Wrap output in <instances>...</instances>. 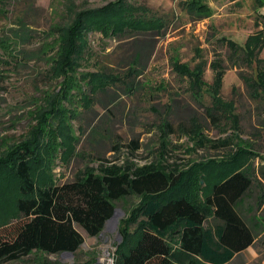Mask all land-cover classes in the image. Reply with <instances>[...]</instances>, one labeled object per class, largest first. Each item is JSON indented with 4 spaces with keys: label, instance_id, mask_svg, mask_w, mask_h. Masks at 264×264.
<instances>
[{
    "label": "rangeland",
    "instance_id": "obj_1",
    "mask_svg": "<svg viewBox=\"0 0 264 264\" xmlns=\"http://www.w3.org/2000/svg\"><path fill=\"white\" fill-rule=\"evenodd\" d=\"M0 1L7 11L0 18V39L12 40L15 50L10 59L0 45V157L16 145L38 139L32 144L35 158L29 162L33 183L41 188L67 184L86 166L96 168L100 161L111 159L114 145L134 139L140 144L135 161L143 164L144 157L160 161L157 126L163 121L174 128L184 126L185 131L168 136L171 151L167 158L169 163H179L184 171H192L198 192L206 193L217 175V166L224 161L238 159L237 168L253 179L241 211L257 237L231 264H264V100L254 99L249 93L254 66L232 63L229 48L221 40L230 39L243 46L248 35L264 32V6L259 5L264 0H126L134 7L145 8L146 13L135 12L133 17L157 20L154 29L160 33L134 37H119L117 32L109 37L90 33L91 58L86 56L87 63L82 62L78 72L67 75L65 83L71 87L65 99L62 79L47 77L49 65L43 57V48L53 41L46 34L63 18L65 0ZM72 1L98 8L114 0ZM195 1L206 6L208 17L199 20L202 14L195 7L190 8L192 14L188 13ZM21 21L26 31H19ZM47 52L48 56L53 53ZM135 58L141 74L134 78L131 94L124 90V79L123 84L112 85L106 93H97L95 102L84 101L90 92L89 85L81 80L82 73L101 70L122 75ZM259 59L264 67V48ZM211 64L219 65L221 79ZM218 86L221 89L216 94ZM53 92L58 94V107L65 110L66 118L62 111L55 123L43 128V114L50 117L43 108V98ZM214 106L224 108L218 124L207 116V110L212 111ZM229 114L235 116L236 124ZM189 129L211 141L230 137L234 145L227 150L208 145L197 148L189 140ZM117 155L123 158L126 153ZM207 161H212L208 167L199 166ZM18 184L14 171L0 168V222L17 216ZM141 201L131 195L117 202V220L112 225L107 222L97 237H89L78 228L83 243L72 255L37 252L2 264H98L101 257L105 264H115L119 254L139 236Z\"/></svg>",
    "mask_w": 264,
    "mask_h": 264
},
{
    "label": "trees",
    "instance_id": "obj_2",
    "mask_svg": "<svg viewBox=\"0 0 264 264\" xmlns=\"http://www.w3.org/2000/svg\"><path fill=\"white\" fill-rule=\"evenodd\" d=\"M259 5L264 4L260 1ZM190 6L189 14H192L190 8L195 7L202 14L198 15L199 20L208 17L205 5L195 1ZM63 7V18L46 34L53 41L43 48V54L46 53L43 57L49 65L47 77L62 79L64 99L71 87L65 83L67 75L78 72L82 62L87 63L88 57L91 58L90 33L98 32L102 37L116 32L119 37L160 33L154 29L157 20L133 17L135 12L146 13L145 8L134 7L126 0H114L98 8L78 6L72 0H65ZM6 13L0 6V18ZM20 25L19 31H26L22 21ZM221 40H225L229 48L228 58L232 63L237 61L254 66L256 73L249 85V93L254 99L264 100V67L259 59L264 48V32L258 30L248 35L243 46L230 39ZM11 44L12 40L0 39L3 54L10 59L15 52ZM47 50L53 53L48 56ZM132 63L133 66L122 75L101 70L82 73L81 80L89 85L90 92L84 101L95 102L97 93H106L112 85L123 84L124 79V90L131 94L135 90L133 80L141 74L137 69L138 58ZM211 68L221 79L219 65L211 64ZM220 89L218 86L215 93L218 94ZM57 97L58 94L53 92L43 98V108L50 115L46 118L43 114V128L55 123L56 115L62 111L66 118L65 110L58 107ZM221 109L224 108L214 106L212 111L207 110L213 124L222 121ZM229 116L233 125L236 124L235 116ZM179 130L185 131L184 126L174 128L167 121L157 126V153L163 160L144 157L143 164L135 161L139 157L140 144L134 139L124 145H114L111 159L100 161L96 168L86 166L70 183L48 184L43 188L33 183L29 165L35 158L32 144L38 139L14 146L12 151L0 157V168L14 171L19 183L15 199L17 216L0 222V264L19 261L37 252L46 256L74 254L83 243L78 228L89 237H97L113 216L116 203L131 195L142 199L140 233L127 251L119 254L115 264H231L237 255L253 245L257 237L241 211V205L253 187V179L237 168L235 160L238 159L224 161L221 167L217 166V175L206 193L198 192L192 171H184L179 163H169L167 158L171 151L168 136ZM189 133L192 134L189 140L197 148L208 145L215 150H227L234 145L230 137L211 141L200 132L189 129ZM115 153H126V156L118 157ZM211 162L199 166L208 167Z\"/></svg>",
    "mask_w": 264,
    "mask_h": 264
},
{
    "label": "bare ground",
    "instance_id": "obj_3",
    "mask_svg": "<svg viewBox=\"0 0 264 264\" xmlns=\"http://www.w3.org/2000/svg\"><path fill=\"white\" fill-rule=\"evenodd\" d=\"M118 216H119V213H117V211H116V213L114 214V216L112 217V219L108 222L109 225L114 224L115 221L117 220ZM104 253L106 254V249H104ZM98 264H105V259H104V257H101V258L99 259Z\"/></svg>",
    "mask_w": 264,
    "mask_h": 264
},
{
    "label": "water",
    "instance_id": "obj_4",
    "mask_svg": "<svg viewBox=\"0 0 264 264\" xmlns=\"http://www.w3.org/2000/svg\"><path fill=\"white\" fill-rule=\"evenodd\" d=\"M115 211H116V209H115ZM115 211H114V213H115ZM113 216H114V214H113ZM113 216H112V217H113ZM112 217H111L107 222H109V221L112 219ZM107 222H106V223H107ZM63 254L72 255V253H63Z\"/></svg>",
    "mask_w": 264,
    "mask_h": 264
},
{
    "label": "crops",
    "instance_id": "obj_5",
    "mask_svg": "<svg viewBox=\"0 0 264 264\" xmlns=\"http://www.w3.org/2000/svg\"><path fill=\"white\" fill-rule=\"evenodd\" d=\"M264 6V5H263ZM263 6H261V7H263Z\"/></svg>",
    "mask_w": 264,
    "mask_h": 264
}]
</instances>
